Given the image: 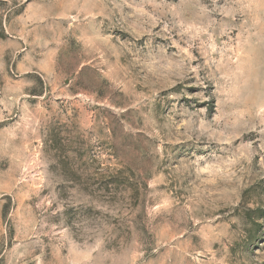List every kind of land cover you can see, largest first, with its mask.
Returning a JSON list of instances; mask_svg holds the SVG:
<instances>
[{
	"label": "rangeland",
	"instance_id": "rangeland-1",
	"mask_svg": "<svg viewBox=\"0 0 264 264\" xmlns=\"http://www.w3.org/2000/svg\"><path fill=\"white\" fill-rule=\"evenodd\" d=\"M0 264H264V0H0Z\"/></svg>",
	"mask_w": 264,
	"mask_h": 264
}]
</instances>
